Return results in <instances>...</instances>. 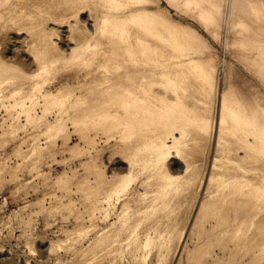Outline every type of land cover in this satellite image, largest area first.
<instances>
[{
    "label": "rangeland",
    "instance_id": "374dc122",
    "mask_svg": "<svg viewBox=\"0 0 264 264\" xmlns=\"http://www.w3.org/2000/svg\"><path fill=\"white\" fill-rule=\"evenodd\" d=\"M228 9L226 0H0V264H264V245L246 254L213 221L193 227L213 194L205 186L226 126L217 124L222 99L264 112L256 53L240 43L238 23L226 29ZM104 17L145 20L173 53L157 42L159 56L134 58L117 35L100 33ZM188 65L206 84L208 119L156 78ZM132 69L156 93L145 112L130 106ZM257 137L264 153V129ZM123 228L115 251L98 247Z\"/></svg>",
    "mask_w": 264,
    "mask_h": 264
},
{
    "label": "bare ground",
    "instance_id": "6f19581e",
    "mask_svg": "<svg viewBox=\"0 0 264 264\" xmlns=\"http://www.w3.org/2000/svg\"><path fill=\"white\" fill-rule=\"evenodd\" d=\"M186 1L190 2L193 6H198L200 4H212L213 6H219L220 7V6H222L224 0H186ZM226 2H229L228 13L226 14L227 15V28L226 29L228 30L230 28L229 24L231 21L234 22V26L237 25V23L239 24L238 28L240 30H242V32H243L242 35L240 36V43L242 42L241 44L244 45V47H246L249 51H254L256 53L257 59L254 61L253 65H255V67L261 71L262 75L260 78L262 79V81L264 83V0H226ZM33 10H34V8H33ZM212 10H214V9H212ZM207 11H209V10H207ZM204 12H206V11H204ZM39 13H41V12H39ZM209 14L214 15V14H216V12L215 11L214 12L209 11ZM51 15H53V14H51ZM219 18H220V16H219ZM204 19H205V17H204ZM215 19H217V18H215ZM17 20H18V18H17ZM212 21H214V20L212 19ZM214 22L216 23V21H214ZM241 22H242V25H241ZM105 30H107L110 34L117 35L119 37V40L121 41V43H120L121 48H126L129 52H132V56L134 58H140V59L144 60L145 62H148L150 60V57H154L156 55L159 56L158 52H157V48H158L157 42L161 43V45L164 47L163 52H165V54H166V52H170L171 54L173 53L172 50L170 49V47L168 46V44L165 43V40H163L162 38H158V36H156V34L154 33L153 27L150 26V24H147L146 21L143 19H136V18H132V17H128V19L127 18L125 19L124 17H122L120 19H114L111 17H104V18H102V20L100 22V31H101L100 33L103 32V34H104ZM227 30H226V32H227ZM238 33L240 34V32H237V35H238ZM95 39H96V37H95ZM112 39L111 40L108 39V40L111 42H114V39H113V41H112ZM116 45L118 46V44H116ZM116 45H115V47H117ZM89 50H91V49H89ZM89 50H88V52H89ZM120 50H123V49H120ZM120 50H118V51L120 52ZM168 58H169V56H168ZM242 59H244V58H242ZM34 62L37 63L36 61H34ZM37 65H38V63H37ZM137 73L133 69H132V72L131 71L129 72V76L133 78L132 82L135 85L133 87H130V89L135 90V88H137L139 90V92L136 93L138 98L135 99L134 101H131L130 106L132 108H136L139 112L140 111L145 112L146 110L151 108L150 101L154 102L153 100H151V95H154L156 93L152 90L147 91V89H145L146 86H145V84H142V81L140 79L141 77L140 78L138 77V79L137 78L134 79V76H136ZM142 77H144V79L147 78L145 74ZM156 78H160V79L162 78V80H163L162 83L167 84L172 89V91H174L176 93V96H177L176 98L178 99V102L179 101L182 102V104H184L183 106L188 108L191 113L198 115L200 119L204 118L202 116H206V115H207V117H206L207 119H208V117H210V116H208L209 106L207 105L206 101L204 100L205 99L204 95L206 92V88H205L206 84L204 85L202 83V81L200 80L198 75L194 72V70L189 65L186 67H183V68H175L173 70H166V71L162 72L161 75L157 76ZM127 92L125 91L124 93H127ZM209 92H210V90H209ZM209 95H210V93H209ZM124 98L126 99V98H128V96L124 95ZM211 99H210V101H211ZM147 101H149V104L147 103ZM261 108L262 107L260 105L252 104L251 102H249L247 100L246 101L244 100L241 102L240 101H233L230 104L228 101L222 99L221 107H220V115H219L217 124H219L221 126L222 124L225 123L226 126H225V131L222 133L220 132V135L218 136L219 137V143H218V145H216L217 149H216V147H215V149H216L217 153L220 151L226 152L227 161H222V158H220V157H219L220 158L219 159L218 156H220V154L219 155H216L217 153L214 154L215 157L213 158L212 163L210 164L211 165V171H210V174L208 177L207 184L205 186V194L210 193V192H211V194L212 193L213 194L210 197L208 196L209 198L206 197L207 199H205V201H203L200 204L197 216L195 218L196 220H195L194 225H193V227H196L200 220H204L205 223L209 222V221H213L215 224L214 229L216 228L217 230H219L218 232H221L223 235H229V238H231L233 240L241 241L245 245V247L248 248L247 251H245L246 254L250 250H252L253 248H256V247L261 248L264 245V175L257 173V170H260V171H261V169L264 170V153L262 152V149H261L263 140H260L257 137L258 129H264V112ZM148 118L151 119V117H148ZM211 123L212 122H210V124ZM129 126H131V125H129ZM170 126H171L170 128L173 127L172 123ZM198 130H199V128H198ZM224 134H226V136H224ZM252 135H253V137H251ZM209 137H210V135H209ZM189 140L191 141V139H189ZM214 140H215V137H214ZM187 153H189V152H187ZM222 154H223V152L221 153V155ZM224 155H225V153H224ZM159 156H160V154H159ZM178 161H179V159H178ZM229 162L233 166L237 167V169L234 170L232 168H229L228 166H224L225 163H229ZM263 170H262V172H263ZM227 176L233 177L232 181L229 184H227L226 186L220 187L219 185L222 182L221 179H223L224 177H227ZM177 180H179V179H176L175 181H177ZM173 185H174V183H173ZM169 187H171V186H169ZM169 191H170V189H169ZM165 192H164V194H165ZM166 196H165V198H166ZM165 198H163V199H165ZM129 201H131V200H129ZM201 223L199 224V226L201 225ZM205 223H202V224H205ZM131 224H133V223H131ZM211 224H213V223H211ZM204 226L205 225H203V227ZM91 227H93V225ZM197 228L195 229L196 233H198L199 230L203 229V228H201V226H200L201 229L199 228V230H198ZM126 230H127V228H123L119 232L111 231V232L107 233L106 235H101L97 241L98 247L100 249H103V251H107L109 253L115 251L118 248V245L124 239L123 236H124V233ZM190 231H191V229H190ZM201 231H202V233L199 231L198 235L195 233L196 236L200 235L198 240L199 241L201 240L204 243L207 241H210L208 239L212 238L211 233H210V235H208L207 233L209 231H207L206 233H205V230L204 231L201 230ZM156 233H157V231H156ZM213 237H215V236H213ZM215 241L217 242V240H215ZM224 241H226V239ZM227 242L228 241H226V243ZM195 243H197V242H195ZM204 243H203V245H205ZM212 243H214V242H211V245H212ZM226 243L224 242V244H226ZM202 246H201V250H202ZM92 248H94V247L92 246ZM203 248L205 249V246ZM208 248H210V247H208ZM95 249H97V248H95ZM185 251H186V249H185ZM237 251H238V249H237ZM239 251H240V249H239ZM245 252H242V253L244 254ZM88 254L86 256H88ZM238 255H239V253H238ZM195 256H197V255H195ZM244 256H243V258H244ZM197 258H199V257H197ZM197 258H195V259H197ZM236 258H237V256L235 257V260H236ZM255 258H257V257H255ZM241 260H243V259H241ZM239 261H240V258H239ZM253 263H254V259H253ZM232 264H234V263H232ZM251 264H252V262H251Z\"/></svg>",
    "mask_w": 264,
    "mask_h": 264
}]
</instances>
